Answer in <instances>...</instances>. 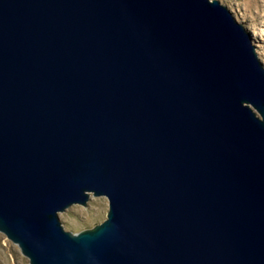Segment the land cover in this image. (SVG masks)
Masks as SVG:
<instances>
[{"label":"water","instance_id":"95a60500","mask_svg":"<svg viewBox=\"0 0 264 264\" xmlns=\"http://www.w3.org/2000/svg\"><path fill=\"white\" fill-rule=\"evenodd\" d=\"M0 232L30 264H264L251 31L220 0H0Z\"/></svg>","mask_w":264,"mask_h":264},{"label":"rangeland","instance_id":"374dc122","mask_svg":"<svg viewBox=\"0 0 264 264\" xmlns=\"http://www.w3.org/2000/svg\"><path fill=\"white\" fill-rule=\"evenodd\" d=\"M220 1L227 5L237 20L251 31L257 52L264 62V0ZM108 209L109 201L106 196L92 195L87 206L74 204L61 212L60 218L66 229L77 232L102 222L107 217ZM0 264H30L18 245L2 232H0Z\"/></svg>","mask_w":264,"mask_h":264},{"label":"bare ground","instance_id":"6f19581e","mask_svg":"<svg viewBox=\"0 0 264 264\" xmlns=\"http://www.w3.org/2000/svg\"><path fill=\"white\" fill-rule=\"evenodd\" d=\"M221 2V1H220ZM229 8V7H228ZM230 9V8H229ZM231 11V10H230ZM232 12V11H231ZM233 13V12H232ZM262 22V21H261ZM255 26H256V24H255Z\"/></svg>","mask_w":264,"mask_h":264}]
</instances>
